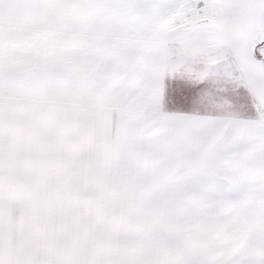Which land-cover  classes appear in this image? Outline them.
I'll use <instances>...</instances> for the list:
<instances>
[{
	"label": "snow or ice",
	"instance_id": "6c2138e0",
	"mask_svg": "<svg viewBox=\"0 0 264 264\" xmlns=\"http://www.w3.org/2000/svg\"><path fill=\"white\" fill-rule=\"evenodd\" d=\"M0 264H264V0H0Z\"/></svg>",
	"mask_w": 264,
	"mask_h": 264
}]
</instances>
